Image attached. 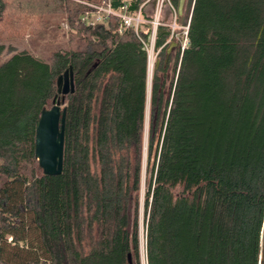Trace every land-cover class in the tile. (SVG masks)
<instances>
[{
    "label": "trees",
    "instance_id": "obj_1",
    "mask_svg": "<svg viewBox=\"0 0 264 264\" xmlns=\"http://www.w3.org/2000/svg\"><path fill=\"white\" fill-rule=\"evenodd\" d=\"M106 1L15 0L8 12L0 0V38L67 37L46 59L0 64V264H15L10 240L28 246L29 215L44 256L23 264H143L142 203L146 264H260L264 0H190L175 21L189 25L184 49L172 23L156 31L151 85L148 0H113L117 15L93 25ZM123 7L141 14L138 30ZM70 68L63 172L48 176L37 125Z\"/></svg>",
    "mask_w": 264,
    "mask_h": 264
},
{
    "label": "rangeland",
    "instance_id": "obj_2",
    "mask_svg": "<svg viewBox=\"0 0 264 264\" xmlns=\"http://www.w3.org/2000/svg\"><path fill=\"white\" fill-rule=\"evenodd\" d=\"M14 1L15 0H4V4L8 12H11V7ZM169 1L172 2V0H169ZM18 2H22V6L24 7L22 6L20 7L25 8L26 3L24 2V0H18ZM151 2L155 3V7H156L157 0H148L147 4H150ZM189 3H190V0H187L185 10L183 13V17L185 19H187L190 16ZM165 6H166V9H165L164 16H163L164 21L162 20L163 22H166L165 19H167V17H165V15L167 11L170 9L168 0H165ZM53 18H55L53 19V22L55 23V25H57L58 22L61 20L60 17H53ZM174 20H175V16H173L172 18V22H171L172 24ZM166 24H168V22H166ZM63 26H64L63 27L64 31L69 30V27L67 25H63ZM182 28L184 27H181V25H179V29L181 30L179 32L180 39H182L181 37L183 36V32H184V29ZM49 32L50 33L46 34L42 39L40 38L34 39L28 36H25L23 38H17L13 40H11V33H7V34L3 33L4 36L0 38V46H4V49L0 53V64L8 60V58L11 55H14L19 52H30L36 58L46 59L49 56L50 52H52L57 46L62 45L67 40V37L64 39L63 32L61 29L52 28L50 29ZM148 52H149L150 60H153L150 63V66H149L150 75H148L149 84H151L155 65H157L159 61L157 60V52L155 51L154 47L151 44L149 45ZM153 63H154V66H153ZM141 219H142L141 255H142L143 264H146V261H145L146 260V249H145V236H144V225H143L144 203H142V207H141ZM27 225H28V231L26 234V239H27L28 246L26 247V249H23L22 247L15 245L14 243H11V240H10L5 249V260L6 261L10 263H15V264H23L27 262L28 260H32V259H36V258H40L44 256V254L42 253L40 233L36 229L30 215L28 216V219H27Z\"/></svg>",
    "mask_w": 264,
    "mask_h": 264
},
{
    "label": "water",
    "instance_id": "obj_3",
    "mask_svg": "<svg viewBox=\"0 0 264 264\" xmlns=\"http://www.w3.org/2000/svg\"><path fill=\"white\" fill-rule=\"evenodd\" d=\"M187 0H178L177 13L183 16ZM178 46L173 42L167 51L169 56ZM159 66V62L157 64ZM151 85V84H150ZM59 93L63 96L50 110L41 112L36 130V158L40 167L48 176H58L63 172L64 146H65V125L67 109L63 108L65 98L75 92L74 73L72 68L64 73L58 80ZM132 264V258L129 257ZM260 264H264V225L261 237Z\"/></svg>",
    "mask_w": 264,
    "mask_h": 264
},
{
    "label": "built area",
    "instance_id": "obj_4",
    "mask_svg": "<svg viewBox=\"0 0 264 264\" xmlns=\"http://www.w3.org/2000/svg\"><path fill=\"white\" fill-rule=\"evenodd\" d=\"M112 1L113 0H107L105 6L98 7L94 6V8L97 10L96 15L93 18L92 24L95 25L99 22H103L108 20L110 17L117 15L116 12L112 8ZM169 6L174 12L175 20H176V14L175 8L173 7L172 3L168 0ZM166 6H165V0H157L156 7L154 10V15L152 16V21L149 22L153 25V34L148 44H146V48L148 50L149 45L151 44L154 47L155 44V37H156V31L159 26L166 25V22H163V16L165 12ZM123 12L119 14L118 16L122 19L124 25L126 27H135L136 30H138L139 26L143 24L145 21L142 19L141 14L139 13L137 17H132L127 14V8L123 7ZM163 20V21H162ZM175 20L172 24L173 28V34L176 32L179 27L175 24ZM184 29L182 39L179 38V32L174 34V37L178 39L179 41H182V48L184 49L188 43L187 37H188V31H189V25L182 28ZM149 53V52H148ZM150 60V56H149Z\"/></svg>",
    "mask_w": 264,
    "mask_h": 264
},
{
    "label": "crops",
    "instance_id": "obj_5",
    "mask_svg": "<svg viewBox=\"0 0 264 264\" xmlns=\"http://www.w3.org/2000/svg\"><path fill=\"white\" fill-rule=\"evenodd\" d=\"M154 9H155V3L151 2L150 4H147V6L145 7V12L147 13V15H149L150 17L153 16V13H154ZM150 12V13H149ZM174 15V12L172 11V9L170 8L165 17H167L166 22H172V18H173ZM171 17V19H170ZM171 20V21H170Z\"/></svg>",
    "mask_w": 264,
    "mask_h": 264
},
{
    "label": "bare ground",
    "instance_id": "obj_6",
    "mask_svg": "<svg viewBox=\"0 0 264 264\" xmlns=\"http://www.w3.org/2000/svg\"><path fill=\"white\" fill-rule=\"evenodd\" d=\"M153 60H149V66H150V63L152 62ZM153 66H154V63H153ZM149 73H150V71H149Z\"/></svg>",
    "mask_w": 264,
    "mask_h": 264
},
{
    "label": "flooded vegetation",
    "instance_id": "obj_7",
    "mask_svg": "<svg viewBox=\"0 0 264 264\" xmlns=\"http://www.w3.org/2000/svg\"><path fill=\"white\" fill-rule=\"evenodd\" d=\"M173 1H176V0H172V2L171 1L170 2L173 3ZM177 3H178V0H177Z\"/></svg>",
    "mask_w": 264,
    "mask_h": 264
}]
</instances>
